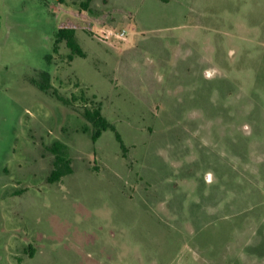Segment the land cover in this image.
Returning a JSON list of instances; mask_svg holds the SVG:
<instances>
[{"label": "rangeland", "instance_id": "obj_1", "mask_svg": "<svg viewBox=\"0 0 264 264\" xmlns=\"http://www.w3.org/2000/svg\"><path fill=\"white\" fill-rule=\"evenodd\" d=\"M84 1L0 0V264H264V0Z\"/></svg>", "mask_w": 264, "mask_h": 264}, {"label": "trees", "instance_id": "obj_2", "mask_svg": "<svg viewBox=\"0 0 264 264\" xmlns=\"http://www.w3.org/2000/svg\"><path fill=\"white\" fill-rule=\"evenodd\" d=\"M93 0H85L82 3L83 8H88ZM166 2L167 0H161ZM61 45L70 51L68 56L70 61H73L75 57L86 58V54L80 45L77 32L72 28H60L55 34L53 52L59 53ZM48 64L53 60L52 55L46 57ZM34 86L41 92L51 95L65 106L72 107L74 102L78 101L77 97L68 98L62 95L58 89H55L52 84V76L49 71H43L40 73L39 79L32 80ZM80 100L85 104L82 115L84 119L90 124L91 127H83V133L90 134L92 142L95 144L102 136V134L108 130L114 132L116 140L120 144L121 149L126 152L127 148L123 142L121 134L117 131V128L111 124L107 118L103 115L102 104L96 103L93 100H87L82 93ZM88 103L92 106L88 107ZM53 154V166L50 174V180L52 182L59 181L62 177L71 174V161L67 158V147L60 141H56L49 148Z\"/></svg>", "mask_w": 264, "mask_h": 264}, {"label": "built area", "instance_id": "obj_3", "mask_svg": "<svg viewBox=\"0 0 264 264\" xmlns=\"http://www.w3.org/2000/svg\"><path fill=\"white\" fill-rule=\"evenodd\" d=\"M112 34V33H111ZM103 37H105V38H109L110 37V35H105L104 33H103V35H102ZM112 36V35H111ZM113 36H117L119 39H122V40H125L126 39V33H125V31H122V32H120L119 34L117 33V34H114ZM107 40V39H106Z\"/></svg>", "mask_w": 264, "mask_h": 264}]
</instances>
